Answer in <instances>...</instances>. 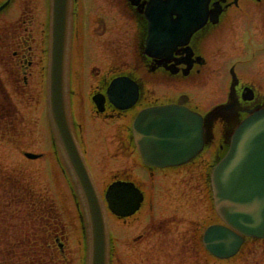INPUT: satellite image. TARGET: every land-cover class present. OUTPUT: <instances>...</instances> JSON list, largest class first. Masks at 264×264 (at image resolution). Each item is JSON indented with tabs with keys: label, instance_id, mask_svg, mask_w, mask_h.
<instances>
[{
	"label": "rangeland",
	"instance_id": "374dc122",
	"mask_svg": "<svg viewBox=\"0 0 264 264\" xmlns=\"http://www.w3.org/2000/svg\"><path fill=\"white\" fill-rule=\"evenodd\" d=\"M113 1L115 0H81L82 4L89 2L87 4V9L81 7L80 10H82L83 13H80V15L83 17H79L80 22H77L80 30L79 36L75 38V45H78L82 55L88 56L90 52L93 56L98 54V50L95 49L94 45H90L89 47L81 38L96 28L97 23L95 24V22L96 20L98 22L100 21L98 17L101 14L109 15L113 12L117 15L116 10L112 9L114 6ZM121 1L122 0H118L120 6L122 5ZM233 12L232 20L224 21V23L214 31V36L205 44L209 61L205 68L207 69L206 73L195 78V81L190 80L172 85L167 82L164 84L155 83L153 87L157 89V95L168 94L174 97L176 93H189L194 97V104L197 102L203 104L212 102L211 105H213L225 99L226 81L229 78L228 69L230 65L239 60L243 61V63L238 66L237 71L244 79L252 80L259 85L264 92V10L260 9L256 4L242 3L239 10H233ZM85 18H87V20ZM114 25L116 26L117 23H112L109 27L110 36L114 39V41H112L113 45L110 48L112 54L116 53L117 42L122 43V40H125L124 44L126 45L129 43L126 41L130 40L128 37V27L124 26L125 28H122V26L121 29H124V31L119 33L118 27ZM103 38L99 41L101 43H106V36ZM115 56H119L120 61L124 60L126 65L133 62L132 59L129 58L128 52H121ZM102 59L105 61L103 56ZM14 98L19 104V97L15 95ZM43 111V100H41V103L36 107H32L30 110H24L23 121L27 123L32 120L33 122H37V124H34L33 127L32 124L28 125L32 127L30 132L26 131L28 128L22 126L23 129L21 131L23 135L20 136V140L18 139L19 150L18 148L16 149L15 146L13 147L12 145L8 146L0 143V163L6 166L7 172L9 173L8 175H10L11 178L16 177V179H21L24 176L28 181L35 180L34 184L43 189L49 197L55 200L58 206L57 208L63 211H61V214L63 213L61 215V221L67 228L66 235L70 247L69 257L71 264H84L82 263L84 259L83 254L80 253L84 243L78 218L80 212L78 213L74 206L71 207L67 204L65 199V197L71 196V191H69L66 184L64 172L58 162L59 160L52 156L50 130L44 121L45 116ZM87 113L88 119L90 120L89 112ZM25 115H27V117ZM83 115H85L84 112ZM95 122L96 121L91 120L86 122V124L91 127V133H87V131L84 132L88 143L86 149L88 147L89 149L87 151L92 149V158L95 166L102 168L100 170H102L103 174L108 171L103 178L104 181H107L109 178V170L121 168L118 162L120 158L125 160L126 157L122 154L121 150L118 149L119 145L117 138H114L117 134L115 133V126L113 123L104 121L105 123L101 125L105 128L100 129L101 131H96L98 128L94 125ZM1 137L2 136H0V138ZM25 151L42 153L43 156L37 160H28L23 155ZM130 160L131 163L128 167L131 168V171H134L135 167L133 166L135 165L132 164L134 159ZM207 165L208 164H205L204 166ZM19 182L21 181L19 180ZM0 186L2 189L5 188V186ZM9 187L10 185H6L7 189ZM3 197L0 193V219L3 221L0 225V252L4 256V259H7V264H13L14 261H16L15 264H30L27 262L29 257H35L36 260H40L41 257L36 253L37 245L34 247V245L31 244L33 239L25 235V230H31L30 233L34 232V216L23 214L21 217H17L19 214L13 213V211H16L15 206H12L10 209L12 214L8 213L9 215H4L2 206L5 204H3ZM108 220L111 226V235L115 238L114 243L118 251V257L115 258L114 264H151V258H155L153 261L157 262L159 256H148L145 254L146 243L143 240H133L139 233H143V230H145L151 222L158 221L156 216L151 219L145 218L142 221L137 220L136 222L130 219L128 222L117 223L115 218L110 219V217ZM23 223L26 224L27 227H25ZM156 241V239L152 240L150 248H161L160 243ZM185 248H187V246H185ZM143 252L144 254H142ZM10 253L15 255L14 259ZM17 254L18 256L21 254L23 260H19V257H16ZM156 254H159V250L156 251ZM201 255L203 258L202 252ZM258 255H261V252H255L251 258L257 260ZM201 259L199 264H203ZM178 260L180 261L179 264L183 262V264H189L185 262L187 258L184 260L181 254ZM204 260L208 264H228L217 260L213 261L207 257H204L203 261ZM189 262L191 263V260ZM249 262L255 263L256 261L249 260ZM41 263L40 260L34 264ZM236 264L242 263L236 262Z\"/></svg>",
	"mask_w": 264,
	"mask_h": 264
},
{
	"label": "water",
	"instance_id": "95a60500",
	"mask_svg": "<svg viewBox=\"0 0 264 264\" xmlns=\"http://www.w3.org/2000/svg\"><path fill=\"white\" fill-rule=\"evenodd\" d=\"M52 21V53L53 72L50 94L52 118L55 122L56 133L67 152L71 165L87 198L88 210L92 227V249L90 264H108L107 239L105 220L102 208L96 198V193L89 178L88 171L77 152L70 132L65 112V102L61 88V63L65 45L66 16L68 0H54ZM175 111H178L175 112ZM174 112V113H173ZM183 114L185 115L183 117ZM156 121L150 124L152 130L142 127L144 121ZM190 121V123L188 122ZM202 118L184 108L169 106L153 109L151 113L143 115L135 124L137 143L146 162V150L153 147L154 137L159 156L188 155L193 138V123L196 131L201 128ZM192 126V127H190ZM195 129V128H194ZM160 145H162L160 147ZM176 161V162H180ZM163 165L169 164L163 159ZM175 162V163H176ZM174 163V162H170ZM216 205L220 215L234 228L245 235L264 237V108H257L235 129L230 149L226 156L217 164L213 173ZM111 188L108 192L111 209L120 210L121 214L130 212L136 206L134 190L121 187L119 190ZM133 189V188H132ZM261 190V191H260ZM122 193L124 195H122ZM116 195L118 203H113L112 195ZM120 194L127 197L120 203ZM136 194V193H135ZM127 195H130L129 197ZM264 198V196H263ZM224 231L219 227L209 229L205 237L207 247L224 257L233 254L238 245L234 243L238 237L231 233V244L222 240L217 232ZM208 235V237H207ZM242 240V239H241Z\"/></svg>",
	"mask_w": 264,
	"mask_h": 264
},
{
	"label": "flooded vegetation",
	"instance_id": "af4514ba",
	"mask_svg": "<svg viewBox=\"0 0 264 264\" xmlns=\"http://www.w3.org/2000/svg\"><path fill=\"white\" fill-rule=\"evenodd\" d=\"M216 1V0H213ZM233 0H226V3L229 4ZM133 11H135V7L132 8ZM131 9V10H132ZM230 9V5L225 8L224 12H228ZM134 16V15H133ZM137 16V15H136ZM134 16L137 18L136 23L139 26L137 28L136 34H138V38H136L135 44L138 45L137 48H140L142 45V36L147 33L148 26L146 25V22L143 20V17L140 16ZM100 20L99 22H102L101 25L105 22V19L100 16L98 17ZM118 24V22H117ZM36 26L33 23V20L30 19L29 22H18L16 24L3 22L2 26L0 27V91H2V94L4 95L5 101L7 100V96H9V99L11 100V95H17L20 94L23 96L24 94H31L32 96H35L36 94H39V88L44 86V82L46 80L45 77V56H46V29L40 32L39 29L35 28ZM211 25H208L204 31L199 33V35L195 34L191 38L190 44L194 50V57L200 55L199 52V44H203L207 39L209 38ZM97 31L96 29H93L90 33H87L86 35L92 34L93 32ZM95 34H99L101 38L105 34L104 30H100ZM94 34V35H95ZM41 38V39H40ZM118 44V42H117ZM180 50V47L178 48ZM119 44L117 45L116 52L119 53ZM139 51V50H138ZM178 52L175 51L173 53V56L169 60V64L174 63L175 61H179L182 56L177 54ZM87 63L84 68L86 71V74L90 76V79L92 82L90 85L94 88V92H103L104 93V82L106 81V78L110 76V73H104V70H102L100 65L96 64V60H91L90 57H87L84 61ZM95 62V63H94ZM90 65V66H89ZM155 65L154 59L150 57L144 56V59L141 61L136 62V64H130L129 69L138 76L139 80L137 82L140 86V101L139 105H144L153 102L155 99H151L152 91L149 88V84L151 82V72L152 67ZM180 71L177 73V75L181 74V70L183 65L178 66ZM93 68L96 69V71H93ZM163 69V68H161ZM160 68H155V74L158 75H165L167 76V72L165 69L161 70ZM71 71L76 72L75 69L72 68ZM194 72L199 73L200 70L196 66H194L190 72V74H193ZM77 74V73H76ZM72 80H75L73 77ZM154 92V91H153ZM69 94H70V101L69 105L72 108L76 105V96L79 94L78 87H76V84L74 82L70 83L69 86ZM24 97V96H23ZM152 100V101H151ZM258 102V99L251 101V102H240V108L246 109V107H251L252 104H255ZM5 106H12L13 103L10 105ZM11 109L9 108V111ZM106 115L113 117L115 113L117 114V111L107 102L106 103ZM7 118L8 116V109L7 107L3 109V115L1 114V117ZM96 117V115L94 114ZM2 117V118H3ZM80 139L83 140V138L80 136ZM129 140V139H128ZM127 140V141H128ZM208 149V148H207ZM206 158L203 154H201V157L199 161H196L195 163H191L185 167L181 168H175L173 170L170 169H156V168H148L147 173L150 178L155 176L156 172H159L163 175L164 180H169L173 176L179 177L181 182H176L173 184V189L167 190L166 194L169 196L167 198V201L171 207L174 204H177L180 206L181 210V218L177 219H169L168 221H160V222H154L145 229V233L143 234V237H148L149 235L153 234L155 231L157 234L160 233V237L162 238H169L172 233V231H178L179 227L182 226V229L188 233H192V240L194 242H198V240L193 235V232L195 235L199 236V230H200V223H198V218H188L187 214H196L198 211L196 209L199 206V201L202 203V217H204L205 221H210L214 219V211L211 206V200H210V194H209V188L206 181V173L204 174L202 178V182H199V180L196 177V173H198L199 168L206 171L208 167V162L204 159ZM207 159V158H206ZM198 160V159H197ZM208 160V159H207ZM209 161V160H208ZM205 164H208L207 166H204ZM201 166V167H199ZM172 172V173H171ZM175 174V175H174ZM183 177L186 179L184 180ZM140 184L139 186L142 188L145 194V202H143V206L141 210L136 214L137 218H147V213H151V216H153L154 212V200L153 198L148 197L151 195L153 197V193L149 192V188H154L155 184L147 183L146 181L139 180ZM194 182V183H193ZM191 187L190 183L197 184ZM170 186L168 185L166 189H169ZM179 188V191L178 189ZM202 195V197H201ZM197 197L200 199L198 200ZM166 204L168 205V203ZM199 213V212H198ZM167 216H172V211H170ZM179 219V220H178ZM184 224H186L184 226ZM174 226L171 227V226Z\"/></svg>",
	"mask_w": 264,
	"mask_h": 264
},
{
	"label": "bare ground",
	"instance_id": "6f19581e",
	"mask_svg": "<svg viewBox=\"0 0 264 264\" xmlns=\"http://www.w3.org/2000/svg\"><path fill=\"white\" fill-rule=\"evenodd\" d=\"M66 17H69V15H68V12H67V16ZM199 213H201V211L199 210Z\"/></svg>",
	"mask_w": 264,
	"mask_h": 264
}]
</instances>
